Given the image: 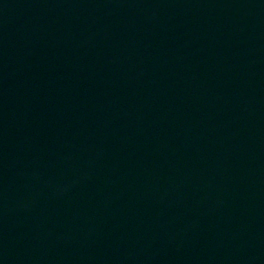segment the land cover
Masks as SVG:
<instances>
[{
  "label": "water",
  "instance_id": "obj_1",
  "mask_svg": "<svg viewBox=\"0 0 264 264\" xmlns=\"http://www.w3.org/2000/svg\"><path fill=\"white\" fill-rule=\"evenodd\" d=\"M0 264H264V0H0Z\"/></svg>",
  "mask_w": 264,
  "mask_h": 264
}]
</instances>
